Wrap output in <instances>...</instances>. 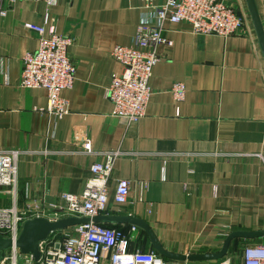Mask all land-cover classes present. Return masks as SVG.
I'll return each mask as SVG.
<instances>
[{
  "label": "crops",
  "instance_id": "1",
  "mask_svg": "<svg viewBox=\"0 0 264 264\" xmlns=\"http://www.w3.org/2000/svg\"><path fill=\"white\" fill-rule=\"evenodd\" d=\"M243 16L229 37L198 34L188 23H168L172 45L159 48L146 115L128 122L113 115L108 87L121 66L114 46L133 45L138 25L154 20L144 0H5L0 14V150L19 148L17 205L29 200L65 205L63 192L81 193L93 162L119 150L110 179V208L103 215L133 216L150 224L173 252L217 251L222 232L264 230V54L247 1L225 0ZM264 27V0H255ZM46 13L59 34L74 43L69 55L76 82L62 96L70 112L47 111L45 88H23L22 56L38 48L26 22ZM187 86L177 103L170 88ZM119 178L131 182L128 201L113 202ZM11 197H0L10 206ZM129 229L128 221L99 222ZM131 248L155 250L138 226ZM240 248L264 236L237 239ZM217 249V250H216ZM156 251V250H155Z\"/></svg>",
  "mask_w": 264,
  "mask_h": 264
},
{
  "label": "built area",
  "instance_id": "2",
  "mask_svg": "<svg viewBox=\"0 0 264 264\" xmlns=\"http://www.w3.org/2000/svg\"><path fill=\"white\" fill-rule=\"evenodd\" d=\"M35 1H43L49 7L58 0ZM144 1L147 6L155 7V19L147 17L142 20L133 45L119 44L111 51L121 66L120 71L113 74L108 87L113 103L112 113L128 122H138L146 115L152 94L149 82L154 67L161 59L159 48L173 44V40L165 35L168 23H188L195 33L222 37L240 33L245 25L243 16L225 0ZM6 13L5 0H0V14L4 16ZM50 20L49 13H46L43 24H24L38 34L39 45L35 51L22 56L20 86L45 88L48 92L46 111L58 119L70 112V101L61 93L72 89L76 82V65L68 51L74 38L69 34L57 33ZM186 91L187 86L183 81L173 82L170 88L177 103L185 99ZM21 155L19 148L0 150V195L12 199L10 206H0V234L12 238L14 242L0 264H194L189 260L165 258L155 250L132 249L131 243L139 230L135 224L126 230L93 220L110 208L109 183L115 161L120 155L119 150H110L104 153L103 159L93 162L91 175L82 192L61 194L65 201L63 206L54 203L43 205L37 200L27 201L22 208L17 205V170ZM130 188L129 179L119 178L113 192V202L126 203ZM70 215L86 216L91 220L52 231L39 242L38 259L32 253L21 252L16 246L21 224L26 220L34 217L57 220ZM229 233V230L223 231L222 236L225 238ZM213 261L214 264H264V243L246 244L238 252L228 251L225 256Z\"/></svg>",
  "mask_w": 264,
  "mask_h": 264
},
{
  "label": "water",
  "instance_id": "3",
  "mask_svg": "<svg viewBox=\"0 0 264 264\" xmlns=\"http://www.w3.org/2000/svg\"><path fill=\"white\" fill-rule=\"evenodd\" d=\"M249 13L258 36L263 54H264V27L255 0H246ZM238 14H242L238 11ZM91 219L86 216H74L70 215L62 217L57 220H49L45 217H34L24 222L22 231L15 244L23 253H32L36 259L40 256L39 242L46 239L52 231L62 230L70 226H74L81 223H86ZM97 222L105 221H128L135 224L145 230L151 242L157 252L162 256L169 259L189 260V261H201V260H215L225 256L235 238L255 239L264 236V230H235L230 232L224 239L221 248L214 252H198V253H179L173 252L163 247L162 243L158 239L156 233L145 220L133 217V216H118V215H99L93 218ZM14 245L12 238H8L3 234H0V261L4 258L6 252Z\"/></svg>",
  "mask_w": 264,
  "mask_h": 264
},
{
  "label": "rangeland",
  "instance_id": "4",
  "mask_svg": "<svg viewBox=\"0 0 264 264\" xmlns=\"http://www.w3.org/2000/svg\"><path fill=\"white\" fill-rule=\"evenodd\" d=\"M0 197H4L3 195H0ZM5 197H8V196H5ZM23 224H21V228H20V232L22 231V227H23ZM233 253L235 252H238L236 250H232ZM194 262V264H214V261L213 260H201V261H192Z\"/></svg>",
  "mask_w": 264,
  "mask_h": 264
},
{
  "label": "trees",
  "instance_id": "5",
  "mask_svg": "<svg viewBox=\"0 0 264 264\" xmlns=\"http://www.w3.org/2000/svg\"><path fill=\"white\" fill-rule=\"evenodd\" d=\"M237 239H238V238H235V239L233 240V242H232V244H231V247H230L229 251L237 250V248H238Z\"/></svg>",
  "mask_w": 264,
  "mask_h": 264
}]
</instances>
